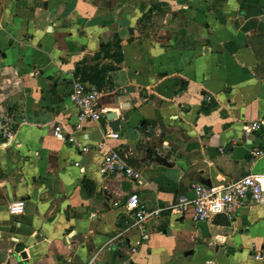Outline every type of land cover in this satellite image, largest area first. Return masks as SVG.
<instances>
[{"label":"crops","instance_id":"crops-1","mask_svg":"<svg viewBox=\"0 0 264 264\" xmlns=\"http://www.w3.org/2000/svg\"><path fill=\"white\" fill-rule=\"evenodd\" d=\"M77 80L105 111L80 131ZM109 149L139 176L102 174ZM248 174H264V0H0V264H264V195L204 221L174 209ZM132 193L160 215L137 223Z\"/></svg>","mask_w":264,"mask_h":264},{"label":"built area","instance_id":"built-area-1","mask_svg":"<svg viewBox=\"0 0 264 264\" xmlns=\"http://www.w3.org/2000/svg\"><path fill=\"white\" fill-rule=\"evenodd\" d=\"M101 91L90 83L77 80L73 81L71 88V97L78 109L77 121L74 131H80L87 121H98L101 119L105 111L100 106L99 98ZM259 121H249L244 125L245 133H252L260 129ZM13 133L7 131L6 136L11 138ZM56 138L67 141L68 143L78 145L82 151H87L89 147L79 142L74 136V132L65 135L62 125L57 126L54 130ZM105 141L98 143L99 149L105 148ZM107 151V150H106ZM263 151L255 149L254 155H260ZM78 165V163H76ZM122 171L130 177L137 178L138 173L128 166L114 151L109 149L104 155L100 172L104 175ZM193 195L188 197L180 195L174 205V209L179 214L191 213V217L195 221H204L213 217L226 213L233 207L244 205L247 201L258 202L264 195V174H248L237 180L228 182L224 185L205 186L194 183L192 185ZM126 207L128 211L135 217L137 223H144L147 220L160 215L162 208H147L141 205L137 193H132L127 197ZM25 203L23 200L13 202L9 206V211L14 215L24 212ZM89 264H95L93 262ZM117 264H138L129 259H121Z\"/></svg>","mask_w":264,"mask_h":264}]
</instances>
